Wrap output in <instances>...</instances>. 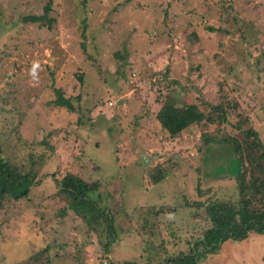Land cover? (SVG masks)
I'll return each instance as SVG.
<instances>
[{
    "label": "rangeland",
    "instance_id": "rangeland-1",
    "mask_svg": "<svg viewBox=\"0 0 264 264\" xmlns=\"http://www.w3.org/2000/svg\"><path fill=\"white\" fill-rule=\"evenodd\" d=\"M82 1L0 0V139L18 145L17 156L49 159L32 202L5 204L0 214V264H108L107 257L114 264H164V254L189 251L203 219L195 224L184 209L174 221L154 222L143 206L177 195L200 200L197 191L207 189L216 198L234 197L237 188L226 171L218 173L230 168L226 151L215 147L216 157L202 144L214 126H192L172 140L155 120L174 81L186 88L185 109L209 112L238 102L264 144V0H87L85 8ZM48 4L49 22H22L44 15ZM54 89L79 112L53 107ZM226 118L230 131L239 119L232 110ZM170 163L173 176L152 186L146 172ZM67 170L115 193L113 217L129 236L113 254L105 256L69 210L60 215L64 203L53 199V177ZM123 198L128 217L119 210ZM215 263L264 264V236L228 242L199 260Z\"/></svg>",
    "mask_w": 264,
    "mask_h": 264
},
{
    "label": "trees",
    "instance_id": "trees-1",
    "mask_svg": "<svg viewBox=\"0 0 264 264\" xmlns=\"http://www.w3.org/2000/svg\"><path fill=\"white\" fill-rule=\"evenodd\" d=\"M86 3L87 0L82 1L83 8L86 7ZM49 5L46 6L44 15L26 16L22 18V22L31 24L49 22L47 19ZM86 22V19L82 20L83 31H86ZM206 29L209 32L216 31L213 27ZM82 35L85 37L84 33ZM114 57L119 61L124 59L119 53H115ZM174 83L175 89L171 91L172 94L168 95L166 102L155 114V120L172 140L180 137L192 126H214L213 132L202 134V144L205 145L209 154L210 152L214 154V148L217 146L226 151L224 155L228 157L226 162H230V168L228 170L221 168L220 172H216L226 171V174L234 178L237 188V194L234 197L232 195L228 198H216V194L207 189L204 192L197 191V198L200 200L191 201L184 195H177L158 206H143L149 211L154 222H158L161 216L174 221L173 217L184 209L191 210L190 221L195 224L198 218L203 219L198 225L199 230L195 228L196 237L192 239L189 251H182L175 256L164 254V264H199L201 258L205 259L206 255L219 253L222 245L228 242L241 243L264 236V144L250 120L242 118L238 102L231 100L225 105L211 106L209 112L198 108L185 109L182 98L186 88L175 81ZM54 94V100L50 101L53 107L63 108L70 113L79 112V108L74 106L73 99L66 98L62 90L54 89ZM176 109L180 112L175 113ZM230 110L239 120L228 131L226 116ZM215 124H218V127ZM106 131L110 132L108 129ZM42 143L46 146L45 140ZM17 150H19L18 145L4 143L0 139V214L5 204L12 202L16 204L22 201L31 203L35 198L34 185L38 184L40 177L46 176L41 171L49 165L46 155L29 154L22 157L17 156ZM81 156L82 163H86L88 159L82 151ZM214 156L219 157L216 153ZM204 161L210 162L209 156H206ZM172 167L171 163L169 166L161 164L152 171L146 172L152 186H160L171 178L175 171ZM53 178L56 186L53 199L59 200L60 197L64 203L60 215L66 216L69 210L75 218L82 221L86 230L96 236L98 244L105 251V256L113 254V248L116 247L114 245L117 242L120 244L127 242L126 237L129 233L118 226L113 217L112 212L116 210H113L110 205L114 203L115 193L111 192L110 186H106L100 180L88 181L72 170H67L60 179L56 176ZM119 208L128 217L129 214L124 209V198ZM147 221L149 218L145 221V225H150ZM167 236H173V234ZM162 247L159 249H163ZM165 247L167 248V245ZM45 252H48L47 248ZM45 252L40 251L32 259L40 258ZM106 260L108 264H114L109 257ZM13 264H29V261L18 260Z\"/></svg>",
    "mask_w": 264,
    "mask_h": 264
},
{
    "label": "crops",
    "instance_id": "crops-1",
    "mask_svg": "<svg viewBox=\"0 0 264 264\" xmlns=\"http://www.w3.org/2000/svg\"><path fill=\"white\" fill-rule=\"evenodd\" d=\"M261 238H262V236H261V237H258L257 239H261ZM257 239H255V240H257ZM255 240H254V239H251L250 241H255ZM252 250H254V248H252ZM254 251H255V250H254ZM238 255H239V254H238ZM237 258L240 259L239 256H237Z\"/></svg>",
    "mask_w": 264,
    "mask_h": 264
}]
</instances>
